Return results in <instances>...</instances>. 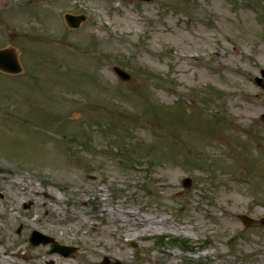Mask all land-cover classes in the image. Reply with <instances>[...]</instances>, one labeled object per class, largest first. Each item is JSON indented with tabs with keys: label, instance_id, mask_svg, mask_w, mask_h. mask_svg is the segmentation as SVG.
<instances>
[{
	"label": "rangeland",
	"instance_id": "obj_1",
	"mask_svg": "<svg viewBox=\"0 0 264 264\" xmlns=\"http://www.w3.org/2000/svg\"><path fill=\"white\" fill-rule=\"evenodd\" d=\"M3 46L0 264H264V0H5Z\"/></svg>",
	"mask_w": 264,
	"mask_h": 264
},
{
	"label": "water",
	"instance_id": "obj_2",
	"mask_svg": "<svg viewBox=\"0 0 264 264\" xmlns=\"http://www.w3.org/2000/svg\"><path fill=\"white\" fill-rule=\"evenodd\" d=\"M85 18L86 16L84 14H79V15L72 14V13L65 14V20L67 24L72 28L78 27L80 23L83 20H85ZM0 68L5 71L13 72V73H17L22 70V66L18 60V56L14 48L9 47V48L0 49ZM114 69L121 77L125 79H128L130 77V74L126 72L125 70H123L122 68H120L119 66H114ZM256 81L258 84H260L264 88V68L261 70V76L256 77ZM262 117H264V113L262 114ZM185 183H187L186 185H188L190 183V178H185ZM241 217L243 221L246 223L255 221L254 218L246 214H242ZM259 221L264 224V217H261ZM30 239L34 244H38L41 241L43 243L52 241L53 250L60 251L64 254H69L70 251L75 249L73 246H66V245L59 244L58 242L54 240L53 237H50L48 235H43L39 233L38 231H33ZM109 262L110 260H108L107 258L101 264H108ZM116 264H120V261L119 260L116 261Z\"/></svg>",
	"mask_w": 264,
	"mask_h": 264
},
{
	"label": "bare ground",
	"instance_id": "obj_3",
	"mask_svg": "<svg viewBox=\"0 0 264 264\" xmlns=\"http://www.w3.org/2000/svg\"><path fill=\"white\" fill-rule=\"evenodd\" d=\"M167 184H172V182H171V181H168ZM49 196H50V195H49ZM102 196H104V195L102 194ZM44 204H45L46 207L48 208V206H47L48 203L45 202ZM132 216H134V215H132ZM137 220H138L137 223H138L139 225H148V224L150 223V222L145 223V222L142 221L143 219H140V218H137ZM95 228H96V227H95ZM131 229H133V228H130V230H129V233H130V234L133 233Z\"/></svg>",
	"mask_w": 264,
	"mask_h": 264
}]
</instances>
